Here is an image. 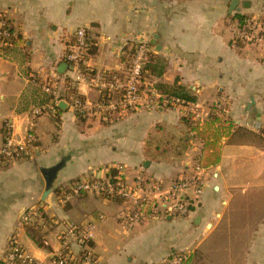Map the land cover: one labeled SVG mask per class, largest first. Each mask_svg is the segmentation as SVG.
<instances>
[{"label":"crops","instance_id":"0c3cea01","mask_svg":"<svg viewBox=\"0 0 264 264\" xmlns=\"http://www.w3.org/2000/svg\"><path fill=\"white\" fill-rule=\"evenodd\" d=\"M0 13L18 36L13 50L0 53V146L4 133L24 141L29 111L50 102L39 82L57 80L66 105L35 120L34 147L23 158L0 164V260L16 234L47 264L59 249L58 225L71 222L94 225L93 261L84 264H158L202 237L203 264H264V146L240 131L264 140V47L237 41L233 30L235 16H264V0H0ZM79 27L95 45L87 59L94 77L122 74L130 47L147 43L151 65L159 61L164 70L144 72L145 85L203 102V120L214 103L228 106L237 129L222 138L219 162L205 169L203 194L187 216L126 230L115 199L84 194L57 204L59 188L82 177L103 178L117 166L129 182L142 174L168 186L191 172L201 149L174 109L143 106L102 118L93 109L99 94L85 82L77 94L87 113L75 116L64 97L66 73L57 71ZM32 207L43 209L45 225L19 227ZM30 232L49 247L41 248Z\"/></svg>","mask_w":264,"mask_h":264},{"label":"built area","instance_id":"2783aa9c","mask_svg":"<svg viewBox=\"0 0 264 264\" xmlns=\"http://www.w3.org/2000/svg\"><path fill=\"white\" fill-rule=\"evenodd\" d=\"M233 30L237 41L264 47V16L248 17L241 26L236 24ZM17 40V33L9 19L0 13V53L13 50ZM88 42L86 28H77L69 35L62 62L66 65V78L76 88L80 82H85L97 90L99 99L93 106L96 114L106 118L113 113L136 110L143 106L163 107L178 111L182 117L191 116L193 121L199 123L203 121L200 116V111L203 108L198 103L180 99L161 101L158 92L144 84L142 74L150 52L147 43H135L130 47L129 60L122 74L96 78L87 67V60L85 59ZM39 85L40 89L51 97V100L29 111V123L24 141L15 142L7 136L0 146V164L11 163L23 158L28 150L34 147L35 120L43 114L54 112L57 108V103L61 99L58 92V81L47 78L39 82ZM68 105L77 117H83L87 113L83 101L77 97H70ZM211 106L218 110L220 119L229 117V109L224 102H216ZM112 169L116 171L115 175H108V170L107 175L103 178L82 177L59 188V193L56 195L57 204L64 206L73 198L84 194H94L102 198L115 197L120 200L117 220L126 230H131L147 220L167 216L185 217L196 207L203 194L205 169H200L197 166L196 159L187 176L176 179L168 186L163 185L157 179L147 178L142 174H137L129 182L124 177L123 166ZM40 210L43 211L40 207L25 210L19 218V227H42L45 225ZM93 232L94 225L91 223L65 222L64 228L56 235L59 249L49 253L47 264L91 263L93 255L89 244ZM39 238L41 248L49 247V242L45 237ZM187 258L184 253L173 252L158 264H182ZM0 264L42 263L30 255L18 242L17 235L13 234L7 241Z\"/></svg>","mask_w":264,"mask_h":264},{"label":"trees","instance_id":"16d2710c","mask_svg":"<svg viewBox=\"0 0 264 264\" xmlns=\"http://www.w3.org/2000/svg\"><path fill=\"white\" fill-rule=\"evenodd\" d=\"M248 17L244 16H235L234 19L238 26L243 24V21ZM86 56L87 60L92 55L95 54V45L92 41L88 42V47L86 48ZM130 54V52H129ZM154 60L152 52L148 54V62L144 67L142 80L144 78V72L150 71L152 73L159 71L161 74L164 70V65L157 61L155 65H151V62ZM92 73V72H91ZM64 88L65 95L64 97L70 98H78L82 101L81 97L77 94V88L72 84V82L68 78H64ZM158 94L161 96V101L164 99H180L189 102H195L193 97L188 96L186 93L180 90H175L171 93H164L160 90H157ZM62 98V97H61ZM49 100V99H48ZM69 100V99H68ZM57 109V108H56ZM182 122L185 124L187 131L192 134L201 144V149L199 155L196 157L197 166L200 169H208L210 167H214L219 162L220 158V149H221V140L224 137H229L237 128L232 123L231 119L228 117L227 119H220L218 116V110L211 106L209 109L208 116L201 123L193 121L191 116L182 117ZM234 130V131H233ZM244 135H249L251 137H255L258 140L264 143V140L260 136H256L253 134H249L247 131L240 130ZM7 138L6 133H4V140ZM116 171L112 168L109 169L108 175H115ZM59 193V189L56 191ZM109 199H115L120 203V200L115 197H110ZM42 216L46 219L44 212L40 210ZM29 231V230H28ZM30 237L33 239L35 243L39 245V236L37 234H32L30 232ZM191 256L187 258L182 264H188Z\"/></svg>","mask_w":264,"mask_h":264},{"label":"rangeland","instance_id":"374dc122","mask_svg":"<svg viewBox=\"0 0 264 264\" xmlns=\"http://www.w3.org/2000/svg\"><path fill=\"white\" fill-rule=\"evenodd\" d=\"M199 104L203 105V102L199 101ZM246 137L251 142H255L257 145H262L263 144V146H264V143H262V141L258 140L257 138L251 137L249 135H247ZM145 222H142V223H145ZM63 228H64V223L59 224L58 225V230L55 229V231L57 230L56 231V235ZM202 239H203V237L201 238V241L195 240L193 246L191 248H189L188 250H186V251H178V252L184 253L185 255H187V257H189V255L191 256L190 261H189L188 264H203V240Z\"/></svg>","mask_w":264,"mask_h":264},{"label":"water","instance_id":"95a60500","mask_svg":"<svg viewBox=\"0 0 264 264\" xmlns=\"http://www.w3.org/2000/svg\"><path fill=\"white\" fill-rule=\"evenodd\" d=\"M234 9H235V7H234V3H232L231 6H230V12H232ZM152 44H153V43H152ZM65 70H66V65H65V64H62V65L59 67V69H58L57 72H58L60 75H62V74L65 72ZM65 106H66V105H65L63 102H61V101H59L58 104H57V108H60V109H64ZM57 168H58V167L53 168V169H52V172H56ZM50 182H51V179H48L47 187H46V192H45V196L47 195V192H49V185H50Z\"/></svg>","mask_w":264,"mask_h":264}]
</instances>
